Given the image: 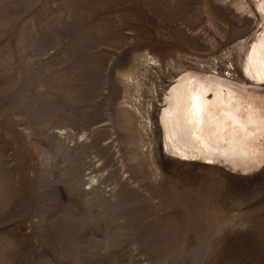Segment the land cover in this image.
<instances>
[{
	"label": "rangeland",
	"instance_id": "374dc122",
	"mask_svg": "<svg viewBox=\"0 0 264 264\" xmlns=\"http://www.w3.org/2000/svg\"><path fill=\"white\" fill-rule=\"evenodd\" d=\"M264 0H0V264H264V165L181 161L185 76L244 90Z\"/></svg>",
	"mask_w": 264,
	"mask_h": 264
},
{
	"label": "bare ground",
	"instance_id": "6f19581e",
	"mask_svg": "<svg viewBox=\"0 0 264 264\" xmlns=\"http://www.w3.org/2000/svg\"><path fill=\"white\" fill-rule=\"evenodd\" d=\"M246 71L264 84V37L256 40ZM244 93L220 80L181 77L161 115L165 148L181 161L221 163L244 173L263 166L264 121L244 114Z\"/></svg>",
	"mask_w": 264,
	"mask_h": 264
}]
</instances>
